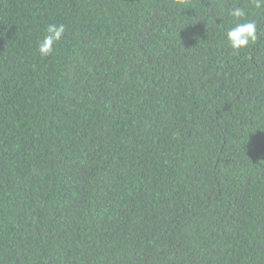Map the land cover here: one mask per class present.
I'll return each instance as SVG.
<instances>
[{"label": "trees", "instance_id": "16d2710c", "mask_svg": "<svg viewBox=\"0 0 264 264\" xmlns=\"http://www.w3.org/2000/svg\"><path fill=\"white\" fill-rule=\"evenodd\" d=\"M0 264H264V8L0 0Z\"/></svg>", "mask_w": 264, "mask_h": 264}, {"label": "clouds", "instance_id": "9594fccd", "mask_svg": "<svg viewBox=\"0 0 264 264\" xmlns=\"http://www.w3.org/2000/svg\"><path fill=\"white\" fill-rule=\"evenodd\" d=\"M256 9L264 8V0H251ZM228 16L232 18L233 23L226 29V40L228 45L234 51L247 48L258 40L257 23L254 20L247 19L249 12L245 8L234 6L228 10ZM66 31L64 24H48L42 39L37 41V51L41 57L50 56L55 45L60 42Z\"/></svg>", "mask_w": 264, "mask_h": 264}]
</instances>
